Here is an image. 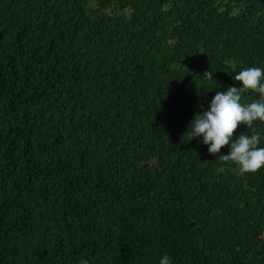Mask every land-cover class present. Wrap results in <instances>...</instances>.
<instances>
[{
    "label": "trees",
    "instance_id": "1",
    "mask_svg": "<svg viewBox=\"0 0 264 264\" xmlns=\"http://www.w3.org/2000/svg\"><path fill=\"white\" fill-rule=\"evenodd\" d=\"M246 67L264 0H0V264H264V167L189 137Z\"/></svg>",
    "mask_w": 264,
    "mask_h": 264
},
{
    "label": "clouds",
    "instance_id": "2",
    "mask_svg": "<svg viewBox=\"0 0 264 264\" xmlns=\"http://www.w3.org/2000/svg\"><path fill=\"white\" fill-rule=\"evenodd\" d=\"M235 81L240 82L239 87L229 86L226 91H217L208 109L194 115L189 137H202L208 152L215 156L221 154L224 146H230V151L221 154L220 159L235 163L242 174L256 173L264 167V147L258 146L261 134L253 128L257 120L264 122V69L246 67L236 74ZM249 91L258 93L260 99L241 103L242 94ZM241 125L252 129V134H241L233 140ZM80 264H88V261L81 260ZM159 264H171L169 256L163 255Z\"/></svg>",
    "mask_w": 264,
    "mask_h": 264
}]
</instances>
